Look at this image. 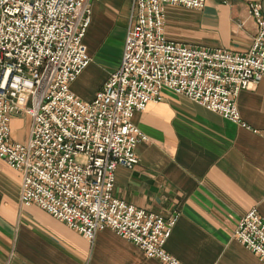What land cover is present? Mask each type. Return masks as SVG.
Instances as JSON below:
<instances>
[{
	"label": "built area",
	"instance_id": "2783aa9c",
	"mask_svg": "<svg viewBox=\"0 0 264 264\" xmlns=\"http://www.w3.org/2000/svg\"><path fill=\"white\" fill-rule=\"evenodd\" d=\"M164 3L129 0L119 59L89 99L68 83L86 64L82 35L88 0H0V158L20 174L18 199L33 203L85 238L107 226L166 264H180L162 243L174 215L163 217L111 195L115 165L131 167L141 136L133 110L166 86L237 119L240 88L264 76V14L247 1L254 33L244 51L165 39ZM29 117L25 140L9 135V117ZM264 261V220L251 207L232 231Z\"/></svg>",
	"mask_w": 264,
	"mask_h": 264
},
{
	"label": "crops",
	"instance_id": "0c3cea01",
	"mask_svg": "<svg viewBox=\"0 0 264 264\" xmlns=\"http://www.w3.org/2000/svg\"><path fill=\"white\" fill-rule=\"evenodd\" d=\"M249 0H203L200 7L164 3L165 39L244 51L254 33ZM261 4L264 14V0ZM82 35L88 60L68 83L89 99L117 65L129 0H88ZM133 110L140 137L131 167L115 165L111 195L163 217L174 215L164 252L180 264H264L233 234L253 207L264 220V76L235 96L230 119L166 86ZM23 141L29 117H9ZM20 174L0 158V264H166L113 229L85 238L33 203L18 199Z\"/></svg>",
	"mask_w": 264,
	"mask_h": 264
}]
</instances>
